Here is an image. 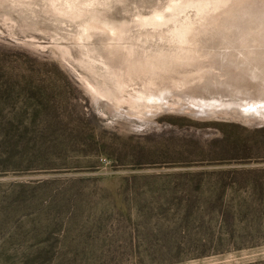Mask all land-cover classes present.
Masks as SVG:
<instances>
[{"label":"rangeland","instance_id":"obj_1","mask_svg":"<svg viewBox=\"0 0 264 264\" xmlns=\"http://www.w3.org/2000/svg\"><path fill=\"white\" fill-rule=\"evenodd\" d=\"M258 104L264 0H0V264H264Z\"/></svg>","mask_w":264,"mask_h":264},{"label":"bare ground","instance_id":"obj_2","mask_svg":"<svg viewBox=\"0 0 264 264\" xmlns=\"http://www.w3.org/2000/svg\"><path fill=\"white\" fill-rule=\"evenodd\" d=\"M245 111L252 112L251 114H260L264 111V106H259L258 104V106L249 107V109H246Z\"/></svg>","mask_w":264,"mask_h":264},{"label":"trees","instance_id":"obj_3","mask_svg":"<svg viewBox=\"0 0 264 264\" xmlns=\"http://www.w3.org/2000/svg\"><path fill=\"white\" fill-rule=\"evenodd\" d=\"M251 172H252V173H251L252 175H253V174H258V173H259V172H257V171H251Z\"/></svg>","mask_w":264,"mask_h":264}]
</instances>
